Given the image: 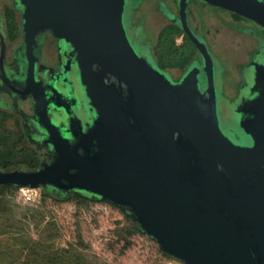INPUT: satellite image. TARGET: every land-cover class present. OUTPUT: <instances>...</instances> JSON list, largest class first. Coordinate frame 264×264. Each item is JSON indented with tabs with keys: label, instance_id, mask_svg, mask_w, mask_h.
I'll list each match as a JSON object with an SVG mask.
<instances>
[{
	"label": "water",
	"instance_id": "1",
	"mask_svg": "<svg viewBox=\"0 0 264 264\" xmlns=\"http://www.w3.org/2000/svg\"><path fill=\"white\" fill-rule=\"evenodd\" d=\"M201 1L264 29V0ZM13 2L22 13L19 78L52 158L0 169V184L111 203L184 264H264V55L245 67L222 121L214 60L188 26L187 0L180 21L202 64L177 80L135 47L127 0ZM45 32L56 39L63 84L48 79L47 93L34 78ZM5 52L0 33V65L11 77Z\"/></svg>",
	"mask_w": 264,
	"mask_h": 264
},
{
	"label": "rangeland",
	"instance_id": "2",
	"mask_svg": "<svg viewBox=\"0 0 264 264\" xmlns=\"http://www.w3.org/2000/svg\"><path fill=\"white\" fill-rule=\"evenodd\" d=\"M209 12L221 13L217 8H209ZM137 32V28L129 29L130 37L134 39ZM221 37L220 42L209 45L220 94L234 91L223 90L224 79L236 77L241 68L236 58H244V49L253 44L236 32L226 31ZM46 53L50 62L54 48L47 47ZM219 110L222 121L228 120V108L222 98ZM8 126L0 123V163L24 165L31 150L25 141L16 144L14 132ZM41 192V188H25V193L19 189L0 192L4 205L0 209V264L178 263L174 256L162 254L146 234L135 231L131 220L114 205L74 197L43 198Z\"/></svg>",
	"mask_w": 264,
	"mask_h": 264
},
{
	"label": "flooded vegetation",
	"instance_id": "3",
	"mask_svg": "<svg viewBox=\"0 0 264 264\" xmlns=\"http://www.w3.org/2000/svg\"><path fill=\"white\" fill-rule=\"evenodd\" d=\"M209 8H217L221 13L213 14L209 12ZM180 19L179 0H127L126 26L128 31L132 28L138 30L137 36L131 40L142 55L150 58L154 65L167 73L172 80L179 79L193 61L198 60V63L202 64L200 51L183 30ZM186 20L190 30L199 40L205 42L209 52L210 43L220 42L226 31L240 33L253 42L244 49L246 54L244 58L241 60L239 56L236 58L237 63L241 65L240 72L231 80L224 79L222 84L223 90L229 91L234 88L233 92L220 94V99L222 98L229 107L249 74L245 67L258 58L262 59L264 55V29L233 11L201 0H187ZM0 33L4 35L6 42V64H10L8 68H11L7 71L11 76L8 77L0 65V77L4 81H0V123L9 124L8 127L13 130L16 137V144L25 141L31 150L28 153L36 155L34 165L24 163L17 167L34 169L43 160H50L52 155L42 146L41 141L37 140L43 135V131L34 121L33 97L25 90L24 83L19 78L21 70L16 61L23 50L20 48L23 35L22 13L13 0H0ZM47 47L54 48V54L49 58L50 62L46 59ZM235 49L237 53L240 52L239 49ZM34 52L40 60L39 68L34 71L36 82L40 83L46 93L51 89L46 86L48 79L54 81L60 89L63 88L59 80L62 74L59 50L53 35L45 32ZM43 66L52 69H44ZM69 76V84H66L65 90L73 97L77 92L72 71L69 72ZM68 99L71 101L73 98Z\"/></svg>",
	"mask_w": 264,
	"mask_h": 264
},
{
	"label": "trees",
	"instance_id": "4",
	"mask_svg": "<svg viewBox=\"0 0 264 264\" xmlns=\"http://www.w3.org/2000/svg\"><path fill=\"white\" fill-rule=\"evenodd\" d=\"M30 158L32 160H30ZM35 161H36V155L33 154V153H28L27 155V158H26V161L24 163H26L27 165H34L35 164ZM16 168L17 167V162L16 163H11V162H2L0 163V169H9L10 167H13ZM4 189H8L10 190L11 192L13 191H16L18 190V187L16 186H13V185H2L0 184V192L3 191ZM42 190V197L43 198H54V199H66V198H63V197H60L58 196L57 194H55L54 191H50V190H46V189H41ZM70 197H74L76 198L77 200H82V201H95V202H100L99 199H95V198H92V197H88L86 195H83V194H79V193H74L72 194ZM69 198V197H68ZM111 204V203H110ZM2 205V206H1ZM113 205V204H112ZM115 206V205H114ZM4 207V205L2 204V199L0 198V209L2 210V208ZM117 207V206H115ZM118 208V207H117ZM124 213V212H123ZM124 215L127 217V219H130V217L124 213ZM131 220V219H130ZM131 227L137 231V232H140L142 233L139 228L137 227V225L135 223H133V221L131 220ZM144 234V233H143ZM151 238V237H150ZM152 239V238H151ZM154 240V239H152ZM155 241V240H154ZM156 242V241H155ZM158 245V244H157ZM158 249L160 250V252L164 255H167V256H171L173 257L172 255L162 251L159 246H158Z\"/></svg>",
	"mask_w": 264,
	"mask_h": 264
},
{
	"label": "built area",
	"instance_id": "5",
	"mask_svg": "<svg viewBox=\"0 0 264 264\" xmlns=\"http://www.w3.org/2000/svg\"><path fill=\"white\" fill-rule=\"evenodd\" d=\"M25 188H26V189H33V188H31V187H20V188H18V189L25 193ZM28 198H31V197H28ZM176 261H178V263H176V262H172V263H170V264H184L183 262H181V261H179V260H176Z\"/></svg>",
	"mask_w": 264,
	"mask_h": 264
}]
</instances>
